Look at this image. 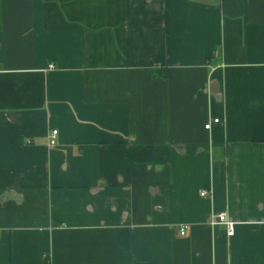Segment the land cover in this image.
Returning <instances> with one entry per match:
<instances>
[{"label": "crops", "instance_id": "0c3cea01", "mask_svg": "<svg viewBox=\"0 0 264 264\" xmlns=\"http://www.w3.org/2000/svg\"><path fill=\"white\" fill-rule=\"evenodd\" d=\"M0 264H264V0H0Z\"/></svg>", "mask_w": 264, "mask_h": 264}, {"label": "built area", "instance_id": "2783aa9c", "mask_svg": "<svg viewBox=\"0 0 264 264\" xmlns=\"http://www.w3.org/2000/svg\"><path fill=\"white\" fill-rule=\"evenodd\" d=\"M213 122L214 123L215 122H219V119L218 118H215L213 120ZM213 122H208L207 124H205V128L206 129H210ZM58 134H59V131L57 129H52V130L49 131V133H48V143H49V146H54V145L57 144ZM207 194H208L207 190L201 191V195L202 196H206ZM212 222L213 223L224 222V224H226L227 234L229 236L234 235V233H235V223H234V221H231L227 217V215L225 213H219L216 216H214L213 219H212ZM187 229H188L187 225H184L181 228V234L182 235L186 234Z\"/></svg>", "mask_w": 264, "mask_h": 264}]
</instances>
